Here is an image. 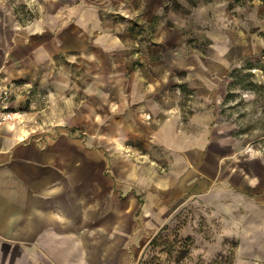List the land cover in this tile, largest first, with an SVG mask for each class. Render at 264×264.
Returning <instances> with one entry per match:
<instances>
[{
	"label": "rangeland",
	"instance_id": "1",
	"mask_svg": "<svg viewBox=\"0 0 264 264\" xmlns=\"http://www.w3.org/2000/svg\"><path fill=\"white\" fill-rule=\"evenodd\" d=\"M5 87L18 115L0 125L18 121L40 142L61 133L89 141L131 93L169 92L181 125L210 97L239 145L264 155V0H0ZM129 145L168 173L170 156L150 138ZM200 168L194 187L184 177L179 194L149 213L129 264H264V205L220 179L207 187ZM159 236L165 245L154 249ZM180 243L188 250L176 262ZM0 264H27L26 251L0 243Z\"/></svg>",
	"mask_w": 264,
	"mask_h": 264
},
{
	"label": "crops",
	"instance_id": "2",
	"mask_svg": "<svg viewBox=\"0 0 264 264\" xmlns=\"http://www.w3.org/2000/svg\"><path fill=\"white\" fill-rule=\"evenodd\" d=\"M168 93H131L89 141L61 133L40 142L18 121L0 125V243L26 251L27 264H129L133 235L149 213L163 196L179 194L184 177L186 189L194 187L202 165L207 187L220 179L219 187L264 205V155L239 145L210 97L181 125ZM132 138H150L167 153L168 173L130 146Z\"/></svg>",
	"mask_w": 264,
	"mask_h": 264
},
{
	"label": "trees",
	"instance_id": "3",
	"mask_svg": "<svg viewBox=\"0 0 264 264\" xmlns=\"http://www.w3.org/2000/svg\"><path fill=\"white\" fill-rule=\"evenodd\" d=\"M163 245H165V241L161 239V236H159L158 238L156 237L151 243V246L154 249L161 248L163 247ZM187 250H188V246L185 243H180V245L175 246L174 250L171 251V254L173 253V255L171 256L173 257L175 254V257L173 258L175 259L176 262H180L183 259L184 253ZM141 264H162V263L158 262V258L156 256H152L142 261Z\"/></svg>",
	"mask_w": 264,
	"mask_h": 264
},
{
	"label": "built area",
	"instance_id": "4",
	"mask_svg": "<svg viewBox=\"0 0 264 264\" xmlns=\"http://www.w3.org/2000/svg\"><path fill=\"white\" fill-rule=\"evenodd\" d=\"M11 100L12 93L10 89H8L7 87L0 89V113L2 115L0 124L3 123V119L10 121L15 119L18 115L17 112L8 110Z\"/></svg>",
	"mask_w": 264,
	"mask_h": 264
}]
</instances>
